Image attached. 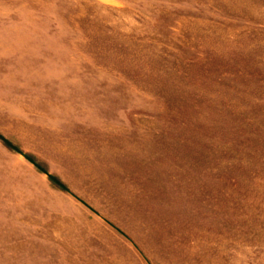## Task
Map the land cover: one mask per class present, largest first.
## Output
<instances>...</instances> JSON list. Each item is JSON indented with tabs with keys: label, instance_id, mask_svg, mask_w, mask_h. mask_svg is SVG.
Masks as SVG:
<instances>
[{
	"label": "rangeland",
	"instance_id": "1",
	"mask_svg": "<svg viewBox=\"0 0 264 264\" xmlns=\"http://www.w3.org/2000/svg\"><path fill=\"white\" fill-rule=\"evenodd\" d=\"M0 132V264H264V0H0Z\"/></svg>",
	"mask_w": 264,
	"mask_h": 264
},
{
	"label": "trees",
	"instance_id": "2",
	"mask_svg": "<svg viewBox=\"0 0 264 264\" xmlns=\"http://www.w3.org/2000/svg\"><path fill=\"white\" fill-rule=\"evenodd\" d=\"M0 139H2L8 146L12 147L13 149L22 151L21 149H19L17 146H15L6 136H4L1 132H0ZM26 157L28 159H30L31 161H33L39 168H42L43 170H46L45 168H43V166L33 157L30 156L28 154H25ZM51 177L54 179V181L60 183L59 180L56 179V177L54 175H51Z\"/></svg>",
	"mask_w": 264,
	"mask_h": 264
}]
</instances>
